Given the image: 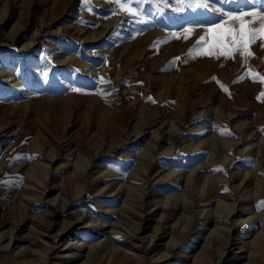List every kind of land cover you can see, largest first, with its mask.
Segmentation results:
<instances>
[{
    "label": "rangeland",
    "instance_id": "374dc122",
    "mask_svg": "<svg viewBox=\"0 0 264 264\" xmlns=\"http://www.w3.org/2000/svg\"><path fill=\"white\" fill-rule=\"evenodd\" d=\"M246 13L264 0H0V264H77L79 241L94 264H189L208 238L215 264H264V36ZM241 22L251 54L221 55Z\"/></svg>",
    "mask_w": 264,
    "mask_h": 264
},
{
    "label": "bare ground",
    "instance_id": "6f19581e",
    "mask_svg": "<svg viewBox=\"0 0 264 264\" xmlns=\"http://www.w3.org/2000/svg\"><path fill=\"white\" fill-rule=\"evenodd\" d=\"M11 58V57H10ZM222 141V140H221ZM254 160V159H253ZM2 171V167L0 164V172ZM233 174V173H232ZM47 173L46 170L43 166H32L31 169H29L27 171V177H28V181H30L31 183L35 184L37 187H40L42 190L40 191L41 196L43 194H45L48 191V185H47ZM141 175V171L139 169L133 171L132 176L135 178L140 177ZM27 179V178H26ZM56 184H54V186H52V189L55 190L56 188ZM39 188V189H40ZM51 189V190H52ZM127 190H130V187L127 186L126 188ZM118 192V191H117ZM136 193V192H135ZM217 194H215L216 196ZM219 196V195H218ZM216 196V200H213V202L215 203V208L219 209V208H224V207H228L229 205L227 203H224L223 201H221V199H217ZM221 196V195H220ZM219 196V198H220ZM213 197V196H212ZM214 198V197H213ZM222 198V197H221ZM226 201V200H225ZM140 202V201H139ZM156 203V202H155ZM244 205V204H243ZM246 209V208H245ZM220 210V209H219ZM222 210V209H221ZM245 221H247V218L245 219ZM244 221V222H245ZM251 222V221H250ZM254 222V221H253ZM264 224V223H263ZM227 225V224H226ZM165 229V228H164ZM167 230V229H166ZM235 230V229H234ZM253 231V230H252ZM215 232V231H214ZM237 232V231H236ZM61 233H58L56 235L55 238H58L59 235ZM117 234V233H116ZM121 236V235H120ZM3 236H0V239H2ZM9 238V241L7 243V245H4L2 248H7L9 246V244L15 240V237L12 235V233L10 234L9 237H6V239ZM245 240V239H244ZM243 240V241H244ZM66 241V242H65ZM65 244L68 242V239L65 240ZM131 241V240H130ZM80 242V241H79ZM76 242V244L74 245V247L78 248L77 250V257L80 256L81 259H79L80 261L77 264H94L95 262V258L91 255V253L89 254H85L84 250L87 247V243L85 242ZM262 242V241H261ZM110 243L111 242H106L104 243V247L108 249V247H110ZM213 243L212 239L208 238L205 240L204 242V246L200 249H198L196 252L192 253V255L190 256L189 259V264H215L216 262H213L209 253V248L211 246V244ZM90 245V244H88ZM86 246V247H84ZM114 246V245H113ZM93 248V247H92ZM75 249V248H74ZM90 249V247H89ZM263 249V248H262ZM109 250V249H108ZM2 251L1 247H0V252ZM31 251V250H30ZM33 251V250H32ZM67 253V252H66ZM82 253V254H81ZM135 255V254H134ZM65 256V255H63ZM244 256V255H243ZM261 256V255H260ZM69 259H73V255H69L68 256ZM246 257V256H245ZM17 259V258H16ZM32 257H30V254L28 253H23L21 257H18V260L16 261L17 264H30ZM42 259V258H40ZM99 259V258H98ZM42 263V262H41ZM118 264H141L140 260H138V258L136 256H127V255H122L121 258L118 259L117 261ZM44 264V263H42ZM54 264H69V262H66L65 260H59L57 262H55ZM242 264H257L256 262V258H252V257H247L245 259H243Z\"/></svg>",
    "mask_w": 264,
    "mask_h": 264
},
{
    "label": "snow or ice",
    "instance_id": "6c2138e0",
    "mask_svg": "<svg viewBox=\"0 0 264 264\" xmlns=\"http://www.w3.org/2000/svg\"><path fill=\"white\" fill-rule=\"evenodd\" d=\"M115 2H119V0H115ZM131 11V9H127ZM245 15L259 16L261 21V28L258 30L260 35L264 36V13H246ZM233 19H241L240 16H234ZM257 35V30H250L246 28L243 22H241L240 28L237 32H233L232 29L224 30V34L220 37L219 43L224 48V51L221 52V55L231 54V52L235 49H241L242 55L247 57L251 53L248 51V45L251 40L255 39ZM225 41H230L232 48H229ZM207 55V53H202ZM264 81V78H261ZM78 91V90H77ZM262 206H264V202H262Z\"/></svg>",
    "mask_w": 264,
    "mask_h": 264
}]
</instances>
